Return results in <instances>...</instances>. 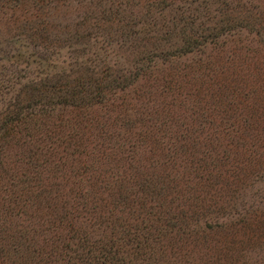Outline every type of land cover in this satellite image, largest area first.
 Wrapping results in <instances>:
<instances>
[{
	"label": "trees",
	"instance_id": "1",
	"mask_svg": "<svg viewBox=\"0 0 264 264\" xmlns=\"http://www.w3.org/2000/svg\"><path fill=\"white\" fill-rule=\"evenodd\" d=\"M75 1L82 26L113 33L66 59L0 35V264H221L263 239L264 214L238 206L264 178V49L232 51L239 69L223 56L242 35L264 46V14L229 0ZM44 2L0 0V23L38 31ZM118 45L134 71L99 57ZM72 166L76 194L51 190L48 171ZM62 198L77 207L33 221Z\"/></svg>",
	"mask_w": 264,
	"mask_h": 264
},
{
	"label": "rangeland",
	"instance_id": "2",
	"mask_svg": "<svg viewBox=\"0 0 264 264\" xmlns=\"http://www.w3.org/2000/svg\"><path fill=\"white\" fill-rule=\"evenodd\" d=\"M236 4H246L249 8V10L253 12L261 11L264 14V0H229ZM31 2V1H30ZM52 3H55V7H52ZM8 5L11 4L10 1L7 2ZM176 5H180L179 2H176ZM29 6V4H28ZM77 1L74 0V3L72 4V1L68 0H45L43 7L39 8V19L42 22L40 24V30H20L16 28V25L13 26L12 23L7 24V22L3 21L0 23V35H4L6 37H13V36H20L19 39L25 38L27 41L25 43L26 49H31L32 47L36 50H40L43 48H50L52 46H57L59 48H63L62 52V58H67V53L69 51H72V47L76 49V52H80L79 48L80 46L84 45L86 41L82 40L83 37L85 39V36L87 35H107V37L113 33V30H115L114 26L113 30L111 32V29H109L110 26H103V30H100L102 26H96L93 23H89L86 26H82V17H88L90 14H86L84 10L79 9L76 7ZM39 23V21H37ZM42 26V28H41ZM110 32V33H109ZM109 33V34H107ZM80 39V40H78ZM232 40L234 42L230 46L232 49L228 54H224V60L226 66H232L235 69H239L242 66H244V62L236 61L235 63H231L230 56L232 51L236 53L237 48L238 49H245L247 53H250V55H247L244 53V57L251 56L250 51H261L264 49V46L261 43H258L259 41L257 37L253 35H242L239 37H235ZM77 43V44H76ZM92 44V42H89ZM236 47V48H235ZM55 48V47H54ZM53 48V49H54ZM127 47L123 48V46L118 45V47L111 48V52L105 53L100 51L99 57L102 59V61H109L111 65H114L118 69H127L128 71H134L133 64H135L136 59L134 57V52L132 50H126ZM244 51V52H245ZM243 52V50H242ZM230 56V57H229ZM58 57V56H57ZM238 58H242L240 56V53L237 52ZM228 60V61H226ZM189 64V59L187 61H184V63ZM187 66V65H186ZM185 67V65L181 63L173 64V67L168 69L169 72H175L181 71L182 68ZM184 74V72H183ZM190 77V74H189ZM184 81H187L184 80ZM145 84V83H144ZM148 85V84H147ZM10 152L12 153H20V149L18 147H13ZM71 168V169H67ZM66 172L63 173L61 170L51 169L48 171L47 175L45 176V180L49 185L51 184H57L60 185V187H54L51 190H61L65 189L66 191H69V193L73 195L76 194V185L79 183H76L78 180H81L80 172H78L76 167H67ZM73 169V170H72ZM0 172L3 174L4 169L0 168ZM56 177V178H55ZM63 177V178H60ZM75 177V178H74ZM74 181V182H73ZM52 182V183H50ZM248 198H244L241 200L238 208L247 203L255 207V209H259L260 213L264 214V178L260 181L255 183L253 189L248 191ZM58 193L55 195L57 196ZM244 195V193H242ZM53 199V198H52ZM259 200V201H258ZM49 203L51 204V200L48 199ZM48 201L44 202V204L40 205V209H35L34 213V219L36 217H40L39 215H44L47 211H51L54 216L59 217L62 215V212L65 208H68L69 205L74 204L77 207V203L71 202L69 198L61 199L60 201L52 202V206L49 207ZM92 199L90 200H83L80 203V206L83 204L91 203ZM251 209V208H250ZM128 219V216H126ZM262 225L264 226V217L261 218ZM33 223V222H32ZM8 225V224H7ZM7 225L3 226L0 219V226L1 228L6 229ZM32 225V224H31ZM17 227V226H16ZM262 235H264V231L262 232ZM254 244V246H252ZM238 249V248H237ZM247 249V250H246ZM246 250V251H245ZM226 260L224 258L221 260V264H264V238L260 239L259 242H252L251 244L246 245V248L242 247V251L238 252L237 250L233 254H226Z\"/></svg>",
	"mask_w": 264,
	"mask_h": 264
}]
</instances>
